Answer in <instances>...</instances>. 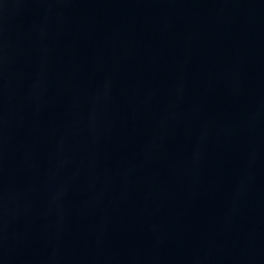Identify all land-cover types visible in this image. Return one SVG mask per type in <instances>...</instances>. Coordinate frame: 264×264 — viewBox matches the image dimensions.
<instances>
[{"label": "water", "instance_id": "1", "mask_svg": "<svg viewBox=\"0 0 264 264\" xmlns=\"http://www.w3.org/2000/svg\"><path fill=\"white\" fill-rule=\"evenodd\" d=\"M0 264H264V0H0Z\"/></svg>", "mask_w": 264, "mask_h": 264}]
</instances>
